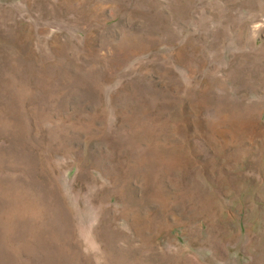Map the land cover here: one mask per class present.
I'll return each mask as SVG.
<instances>
[{
    "label": "rangeland",
    "instance_id": "374dc122",
    "mask_svg": "<svg viewBox=\"0 0 264 264\" xmlns=\"http://www.w3.org/2000/svg\"><path fill=\"white\" fill-rule=\"evenodd\" d=\"M0 264H264V0H0Z\"/></svg>",
    "mask_w": 264,
    "mask_h": 264
}]
</instances>
